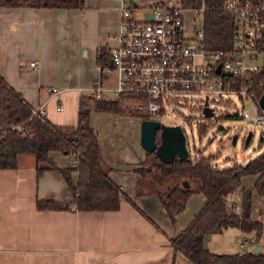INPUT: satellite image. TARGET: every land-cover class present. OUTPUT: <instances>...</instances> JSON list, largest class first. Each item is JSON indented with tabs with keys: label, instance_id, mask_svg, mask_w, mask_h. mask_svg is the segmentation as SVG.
<instances>
[{
	"label": "crops",
	"instance_id": "1",
	"mask_svg": "<svg viewBox=\"0 0 264 264\" xmlns=\"http://www.w3.org/2000/svg\"><path fill=\"white\" fill-rule=\"evenodd\" d=\"M119 7V0H84L73 8L0 5L2 74L53 123L77 124L80 98L90 94L97 79L107 86L104 98H120L112 89L116 74L105 73L99 63L105 49L111 64L121 24ZM124 100L134 110L132 99ZM143 119L110 110H92L90 117L111 178L148 215L127 199L117 209L39 208V199L72 203L73 194L59 169L38 174L35 154L22 151L15 165L0 167V264H195L174 250L171 237L190 223L206 197L191 194L172 223L158 193L169 184L162 188L138 171L148 157L141 143ZM49 157L58 168L71 164V155L59 150H51ZM71 176L76 182L78 172ZM258 176L244 175L240 185L229 187L227 204L230 211L250 207L253 217H262L260 242L254 241V231L229 226L206 235L209 250L254 251L261 245L264 252V199L255 188L247 194ZM242 239L248 241L245 247L240 246Z\"/></svg>",
	"mask_w": 264,
	"mask_h": 264
},
{
	"label": "trees",
	"instance_id": "2",
	"mask_svg": "<svg viewBox=\"0 0 264 264\" xmlns=\"http://www.w3.org/2000/svg\"><path fill=\"white\" fill-rule=\"evenodd\" d=\"M181 1L187 6L205 4V38L210 48H227L232 45L235 13L223 7V0ZM0 5L73 8L83 6L84 0H0ZM261 48L263 68L253 74L250 80L256 99L264 91V40ZM109 56L110 52L101 49V67L109 64ZM132 96L134 97L121 95L120 98L107 99L83 94L79 101L77 124L60 125L35 112L33 105L7 81L0 69V167L15 165L19 152L30 151L36 156L38 174L49 168L59 169L71 189L73 202L39 199L37 206L42 209L71 208L72 204L77 209H117L122 199H127L138 207L132 197L122 191L111 178L110 166L103 160L99 138L90 121L92 110L132 112L149 118L141 111L129 110L124 106V97ZM18 124L24 125L27 132L19 131L16 127ZM207 129L208 123L200 122L199 133L203 134ZM260 140L262 147L264 139L261 137ZM51 150H59L64 154L76 153L77 161L68 167L58 168L49 157ZM150 154L148 152L150 165L138 169L141 177L150 175L159 186L168 185V181L174 176L180 179V182H174L166 190L158 191L161 203L173 224L191 194L200 192L206 197L203 207L190 223L171 237L174 250L183 252L195 264H264L263 251L218 253L205 245L207 234L221 232L229 226H238L246 232L254 231V241L260 242L262 217H253L250 207L241 213L230 211L227 192L229 187L240 185L244 175L258 174L254 186L248 188V193L245 192L249 194L255 188L264 199V149L245 163L235 161L233 165L225 167L215 166L213 154L203 152L194 159L175 158L171 162L163 161L158 155L152 161ZM74 170L78 172L76 182L71 176ZM186 180L189 181V186L184 184ZM139 209L148 215L143 209Z\"/></svg>",
	"mask_w": 264,
	"mask_h": 264
},
{
	"label": "built area",
	"instance_id": "3",
	"mask_svg": "<svg viewBox=\"0 0 264 264\" xmlns=\"http://www.w3.org/2000/svg\"><path fill=\"white\" fill-rule=\"evenodd\" d=\"M119 1L118 44L111 50L113 63L105 65L103 71L116 74L112 89L118 96L134 95L130 97L134 109L159 119L166 107L179 103L181 94L196 92L205 95L201 114L207 116L205 101L209 106L212 93H237L256 99L250 80L263 68V62L255 60L263 55L264 0H223V7L235 13L232 45L227 48L207 45L204 3L187 6L181 0ZM31 65L36 66L37 62L32 61ZM105 90L107 86L97 79L90 94L104 98ZM35 112L44 114L41 107ZM236 115L264 127V108L260 103L258 115L253 117L245 110ZM16 127L27 132L22 124ZM261 137L264 139V130ZM70 155L71 163L76 162V153ZM247 242L240 240V246L245 247Z\"/></svg>",
	"mask_w": 264,
	"mask_h": 264
},
{
	"label": "rangeland",
	"instance_id": "4",
	"mask_svg": "<svg viewBox=\"0 0 264 264\" xmlns=\"http://www.w3.org/2000/svg\"><path fill=\"white\" fill-rule=\"evenodd\" d=\"M255 62L261 64L263 55H260ZM109 73L112 76L114 71ZM202 99L205 100V95L202 93L184 92L178 104L166 107L164 114L159 116L162 122L178 123L183 127L193 159L200 152L213 154L214 165L225 167L233 165L235 160L248 161L261 152L264 142L260 147V138L264 127L254 120L247 121L241 116H234L242 114L243 110L248 111L253 117L258 115L259 102L256 99L249 96L240 97L237 93H212L209 106L214 109V114L211 116L201 114ZM198 121L208 123V129L203 134L199 133ZM149 165L150 161L147 157L142 167ZM173 181L180 182V179L174 176L170 178L168 184H173ZM165 186L166 184L160 187L165 188Z\"/></svg>",
	"mask_w": 264,
	"mask_h": 264
},
{
	"label": "water",
	"instance_id": "5",
	"mask_svg": "<svg viewBox=\"0 0 264 264\" xmlns=\"http://www.w3.org/2000/svg\"><path fill=\"white\" fill-rule=\"evenodd\" d=\"M148 16L151 17V14L149 13ZM110 63H113L112 59ZM205 103L204 113L207 116L213 115V108L207 105V99ZM259 103L264 108V93L260 96ZM141 143L148 152H151L152 161L155 155L165 162H171L175 158L184 159L190 155L187 136L178 123H165L159 119L144 118L141 122ZM184 184L189 186L188 181ZM248 204L249 201H246V205ZM261 250V245L254 246V252Z\"/></svg>",
	"mask_w": 264,
	"mask_h": 264
}]
</instances>
